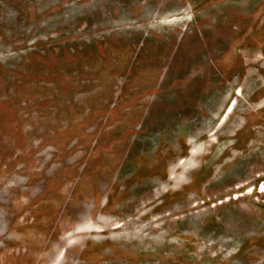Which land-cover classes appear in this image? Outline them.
<instances>
[{"label": "rangeland", "instance_id": "1", "mask_svg": "<svg viewBox=\"0 0 264 264\" xmlns=\"http://www.w3.org/2000/svg\"><path fill=\"white\" fill-rule=\"evenodd\" d=\"M0 264H264V0H0Z\"/></svg>", "mask_w": 264, "mask_h": 264}]
</instances>
